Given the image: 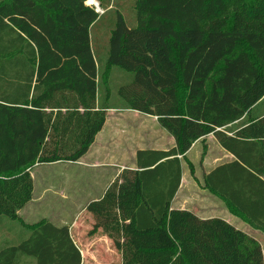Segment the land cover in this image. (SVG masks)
<instances>
[{"label": "trees", "instance_id": "16d2710c", "mask_svg": "<svg viewBox=\"0 0 264 264\" xmlns=\"http://www.w3.org/2000/svg\"><path fill=\"white\" fill-rule=\"evenodd\" d=\"M86 1L0 0V221L33 200L35 165L78 162L107 111L126 109L156 117L176 147L138 151L136 169L87 205L89 235L110 239L123 264H264L256 238L172 208L182 163L194 175L188 151L212 134L236 159L205 189L264 233V0H134L135 24L110 10L105 42L93 31L109 12ZM114 70L126 79L115 91ZM27 230L0 264H82L69 226Z\"/></svg>", "mask_w": 264, "mask_h": 264}, {"label": "rangeland", "instance_id": "374dc122", "mask_svg": "<svg viewBox=\"0 0 264 264\" xmlns=\"http://www.w3.org/2000/svg\"><path fill=\"white\" fill-rule=\"evenodd\" d=\"M87 0L86 5L94 7L99 4L100 15H104L110 10L121 11L128 24H135V14L130 8V3L134 0H94V4ZM97 2V3H96ZM115 16L114 12H109L100 22L98 27L93 31V38H97L105 42L111 31V26L115 21L111 20V17ZM113 82V91L118 86L126 82V79L119 72L115 71L111 75ZM120 109H114L111 112L107 111V117L110 116H123L129 118V122L125 125L128 130V139H137L144 127L142 123L134 120V116L138 114L125 111H118ZM115 117H111L113 121ZM137 122V123H135ZM146 131H150L151 137H157L160 131L168 133L156 122V119L149 118L145 122ZM162 129V130H161ZM140 138V137H139ZM134 142V141H133ZM132 142V143H133ZM132 151V149H131ZM194 158V156H192ZM132 155H129L126 160V165H129ZM191 162V161H190ZM192 163V162H191ZM193 164V163H192ZM70 162H61L54 164H41L35 165L31 169V176L34 182V198L35 202L27 207V210L23 213V216H19V220L12 221L9 219H2L0 221V249L5 247L4 242L10 241L11 244L19 243L23 238L28 236L26 233L27 228L38 225L43 221L51 222L54 225L69 226L72 238L76 241L78 248L81 251L82 264H123L122 254L117 251L113 245V242L104 236L102 233L90 236L89 232L92 230L95 220L93 216L87 212V205L89 200L92 199L96 194L90 196L92 193V184L96 174L88 172V169L84 166H70ZM187 165V164H186ZM194 166V164H193ZM188 175H191L189 166L187 165ZM198 167V164H197ZM200 171V170H198ZM196 169L194 166V175ZM80 175L79 181L74 183L75 177L73 175ZM187 175V176H188ZM192 175V176H194ZM189 177V176H188ZM187 180H190L187 178ZM93 181V183H89ZM101 184V183H100ZM186 193L182 191V195ZM195 209L202 216H220L225 221L233 222L237 224L238 228H242L246 232H250L262 246L264 253V233H258V230H254L246 223L235 216L232 211L229 210L225 204V209L214 212V211H203L204 208L199 204L200 199H196ZM200 209V210H199ZM242 221V222H241ZM78 223V225H77ZM76 225V226H75ZM9 230V234L5 236L3 230ZM241 230V229H240ZM245 232V233H246ZM256 232V233H255ZM17 235L19 236L17 238ZM21 238V239H20ZM18 239V240H17ZM18 264H37V261L33 257L19 256Z\"/></svg>", "mask_w": 264, "mask_h": 264}, {"label": "crops", "instance_id": "0c3cea01", "mask_svg": "<svg viewBox=\"0 0 264 264\" xmlns=\"http://www.w3.org/2000/svg\"><path fill=\"white\" fill-rule=\"evenodd\" d=\"M94 2H95L94 0L90 1L91 4L92 3L94 4ZM98 104L99 101L97 99V106H96L97 109H98ZM113 110L114 109L108 110V112H111ZM125 110L126 109H120L118 111H125ZM56 111L54 112L56 113ZM61 111L65 113L66 109H63ZM79 111L80 113L84 112L82 107L79 109ZM128 111L138 114L137 116L133 117L134 120L144 125L141 134L139 136L140 138L138 137L137 139H133L132 141L131 139H128L129 132L125 128V125L128 124L129 118H125L121 115L120 116L108 115L103 129L96 136V140L90 146L88 153L78 162L70 163L72 166H84L88 169V172H92L97 175L96 178H94V183L93 181H89V183L91 184L93 183L92 193L91 192L89 193L91 194L90 196L96 194L92 199L89 200V203L92 201L100 200L124 170L136 169V155L138 151H145V150L169 151L176 147V142L174 138H172L169 134L167 135L166 133H164V131H160L161 133H158L157 137L149 136L150 131H146L147 129L145 127L146 126L145 122L147 119L153 118L156 119V122L158 124V120L156 117L148 116L132 110H127V112ZM47 112H49V110H47ZM111 117L112 118L115 117V119L111 121L110 120ZM129 155H132V158L129 165H126L123 162H126V160H128ZM192 156H194V158ZM187 157L194 164L196 173L194 176L188 175L187 173L188 167L185 163H182L181 186L172 202V208L191 211L202 219H209L215 217L221 218L220 216L217 215L215 216L200 215L198 213V210L195 209V205H194L196 204L195 199L197 197L200 199L199 204L204 208L203 211L217 212L222 210V208L225 209V203L217 196L210 193L207 189H205L204 176L210 174L212 171H214L216 168L222 165L232 163L236 158L230 153H228L226 150H224L220 146L214 135L212 134L196 141L193 144L192 148L188 151ZM73 176L75 177L74 183H77L79 181L80 175L78 174L76 176L75 175ZM187 178L190 180H187ZM183 190L186 193L185 195H182ZM34 202H35V198L33 196V200L30 203H28L22 210H20L18 212V215L20 217L23 216V213L27 210V207L33 204ZM227 222L238 228L236 223L233 224V222H230L229 220ZM238 229H241L242 231L246 232L242 228H238ZM256 232L258 237L259 236L258 233L261 232L260 231H256ZM3 233L5 234V236H7L9 234V230L5 229L3 230ZM246 233L249 234L250 232H246ZM249 235L252 236L251 234ZM18 237L19 236L17 235V238ZM9 244H11L10 241L4 242V246L6 247ZM75 244L77 245L76 241ZM12 245H16V244H12Z\"/></svg>", "mask_w": 264, "mask_h": 264}, {"label": "water", "instance_id": "95a60500", "mask_svg": "<svg viewBox=\"0 0 264 264\" xmlns=\"http://www.w3.org/2000/svg\"><path fill=\"white\" fill-rule=\"evenodd\" d=\"M96 12H98V13H100L101 11H100V8H99V4L98 5H96Z\"/></svg>", "mask_w": 264, "mask_h": 264}]
</instances>
